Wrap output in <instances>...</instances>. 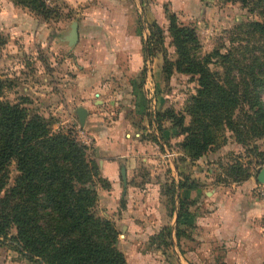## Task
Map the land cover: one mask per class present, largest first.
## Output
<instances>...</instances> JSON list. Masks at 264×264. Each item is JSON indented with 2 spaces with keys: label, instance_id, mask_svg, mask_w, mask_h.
Listing matches in <instances>:
<instances>
[{
  "label": "rangeland",
  "instance_id": "374dc122",
  "mask_svg": "<svg viewBox=\"0 0 264 264\" xmlns=\"http://www.w3.org/2000/svg\"><path fill=\"white\" fill-rule=\"evenodd\" d=\"M45 4L47 6L45 13L39 14L42 10L31 11L24 5L15 4L18 10H26L30 15L17 14V17L0 15V101L16 104L25 109L28 119L34 115L45 118L51 131L66 132L69 123L72 124L76 120L74 112L76 103L73 99L67 101L69 81L65 80L76 71L78 59L74 56V50L77 51L74 46L77 39L71 40V25L77 24L82 12L92 4L96 6V3L45 0ZM253 5L246 6L232 0H123L122 2V9L124 7L136 14H132L134 28L141 31L139 38L142 41V48L144 47L143 52L148 60H155L153 68L159 76L155 87L147 85L150 99H147L146 124L149 126L153 123V127L140 132L142 138L144 136L154 145V148L148 151L151 152L154 160L146 166L138 162L135 169L156 173L160 171L161 174L158 176L151 174L149 181L152 184L160 183L161 192L165 196L166 211L172 210L173 207L171 196L173 183L170 171H178L187 178L191 176L189 180L201 192L216 190L220 195L232 194L236 201L243 204L246 199L252 201L253 197L264 203V185L256 181L258 173L264 168L261 164L264 157L258 156V152L264 151V137L251 134L241 138L244 142L241 144L235 132L223 128L216 134V145H213L201 158L190 160L179 146L184 138L183 135L166 114V111L171 110L175 114L185 115V124H189L191 118L186 114V109L199 88L197 76L179 72L175 67L178 55L168 30L167 15L174 14L180 25L195 31L198 39L195 55L201 59L210 56L209 70L217 71L222 77L224 68L221 69L219 65L224 66L220 56L229 54L228 66L230 63L241 66L258 62L264 64V58L259 50L264 51V38L249 26L253 22H262L259 14L261 9ZM152 24L158 25L163 31L160 35L162 42H156L157 44L149 39V28ZM64 27H67L66 30L70 29V32L66 33ZM71 46L74 47L70 49ZM150 49L153 51V56L149 55ZM166 62L171 65L167 66ZM233 69L227 76L238 78V74ZM244 72L248 73V70ZM258 100L264 110V87L260 88ZM63 102H67L69 107ZM243 110L251 117L254 116L253 111L257 108L251 109L246 105ZM242 116L243 111L236 109L232 120L239 123L238 118L243 119ZM244 124L249 126L250 123L244 122ZM70 129L74 139L87 147V155L93 158L98 166L91 151V144L84 141L78 130ZM261 131L262 129L259 132ZM238 164L248 173V177L241 182H235L231 175ZM18 175L16 163L11 161L6 169V179H3L0 199L4 198L14 186ZM93 183L94 187L91 188L96 192L98 188L104 186V182L98 178H94ZM97 201L91 212L96 217L111 221L115 226L119 233L115 248L124 256V264H177L174 261L175 254L172 250L169 251L172 246L171 237L169 235L167 239L165 235V231L170 226H164L158 232L150 234L144 243H133V247H129L133 255L127 262L122 249L127 246L123 245L124 237L119 232L121 228L119 229L115 222L117 216H121L120 210L119 212L112 210L110 213ZM119 207L124 208L122 202ZM213 207L214 203L205 202L204 196L192 200L189 214L183 216L184 222L186 216H191L192 227H188V224L186 225L182 220L180 224H183L185 230L188 229L193 233L198 215L210 212ZM160 233H163V236H160ZM248 234L252 237H264V218H256L252 232ZM15 239L14 227L10 228L7 234L0 235V264H43L38 258L31 259ZM185 246L194 250L200 264H228L224 261L226 255L224 244L204 241L201 245L196 240L192 242L187 240ZM196 248H200V252ZM158 251L163 255L161 260L156 254Z\"/></svg>",
  "mask_w": 264,
  "mask_h": 264
},
{
  "label": "trees",
  "instance_id": "16d2710c",
  "mask_svg": "<svg viewBox=\"0 0 264 264\" xmlns=\"http://www.w3.org/2000/svg\"><path fill=\"white\" fill-rule=\"evenodd\" d=\"M13 1L31 11L42 10L39 14L47 10L45 0ZM232 1L261 9L262 22L249 26L264 38V0ZM167 19L178 55L177 71L198 77L199 88L186 109L191 118L189 124H185V115L166 111L184 137L179 146L185 156L190 160L204 156L217 144L216 134L223 128L235 132L241 144H244L241 138L251 134L264 137V110L258 100L260 88L264 87V64L228 66L229 54L220 56L224 66L219 65L224 68L220 77L217 71L208 68L210 56L201 59L195 55L198 46L195 31L180 25L172 13ZM149 32V39L155 44L162 42L163 31L158 25L152 24ZM259 50L264 58V51ZM152 52L150 49V56ZM232 69L238 78L227 76ZM246 105L257 108L254 116L244 113ZM236 109L243 111L239 123L232 120ZM244 122H249V126ZM71 131H51L45 118L34 115L28 119L25 109L0 101V190L11 161H15L19 172L14 186L0 199V235L14 227L20 248L43 264H124V256L115 248L119 235L115 226L91 212L98 199L96 190L91 188L94 178L104 182L103 189H108L109 184L100 177L99 167L87 155V147L79 144ZM258 156L264 157V151L258 152ZM261 164L264 165V158ZM231 175L235 182L248 177L241 165ZM183 181L180 188L196 189L189 178L184 177ZM191 202L179 199L178 222L189 214ZM167 229L168 239L170 228ZM183 233L176 229L178 237Z\"/></svg>",
  "mask_w": 264,
  "mask_h": 264
},
{
  "label": "crops",
  "instance_id": "0c3cea01",
  "mask_svg": "<svg viewBox=\"0 0 264 264\" xmlns=\"http://www.w3.org/2000/svg\"><path fill=\"white\" fill-rule=\"evenodd\" d=\"M70 1H92L96 6L92 4L86 8L77 22L76 71L65 79L69 81L67 101L73 99L76 103V120L72 124L68 122V128L78 130L84 141L91 144L100 177L109 184L108 189L98 188L97 202L110 213L120 210L121 216H117L115 222L121 228L122 243L127 246L122 248L127 262L133 255L130 252L133 243H144L150 234L170 226L172 246L169 251L175 254L177 264H200L194 250L185 246L187 240H196L201 245L204 241L224 244V261L228 264H264V237L248 234L252 232L256 218H264V203L253 197L252 201L246 199L243 204L232 194L224 196L216 190L201 192L180 188L179 183L184 182L185 175L170 171L173 207L166 211L160 183L149 181L151 174L158 176L160 171L135 169L138 162L146 166L154 160L148 152L154 145L144 136L142 138L140 132L153 127V123L146 124V116L147 99H150L147 88L155 87L159 80L153 68L155 60L146 58L139 38L141 31L134 28L132 14L135 13L122 9L123 0ZM17 14L30 15V12L18 10L11 0H0L2 17H17ZM66 29H63L66 33L70 32ZM64 104L69 107L67 102ZM79 108L86 112L83 126L77 116ZM200 196L205 197V202L212 201L214 207L210 212L198 215L194 232L190 233L180 224L184 217L178 222V202L179 199L196 200ZM121 202L124 208L119 207ZM191 220V216H186L183 222L192 227ZM176 229L184 233L178 237ZM196 250L200 252V248ZM156 254L161 260L162 252Z\"/></svg>",
  "mask_w": 264,
  "mask_h": 264
},
{
  "label": "water",
  "instance_id": "95a60500",
  "mask_svg": "<svg viewBox=\"0 0 264 264\" xmlns=\"http://www.w3.org/2000/svg\"><path fill=\"white\" fill-rule=\"evenodd\" d=\"M71 40L72 41H76L77 39V24L76 23H72L71 25ZM71 43V42H70ZM77 116H78V120L81 126L84 125L85 122V118H86V112L79 108L77 109ZM122 173V177H123V181L124 184L126 183V179H125V171L124 169L121 170ZM256 181L260 184L264 185V168L260 170V172L258 173L257 177H256Z\"/></svg>",
  "mask_w": 264,
  "mask_h": 264
}]
</instances>
